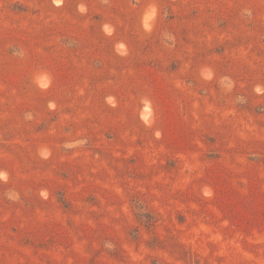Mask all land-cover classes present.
Returning a JSON list of instances; mask_svg holds the SVG:
<instances>
[{
    "label": "rangeland",
    "instance_id": "1",
    "mask_svg": "<svg viewBox=\"0 0 264 264\" xmlns=\"http://www.w3.org/2000/svg\"><path fill=\"white\" fill-rule=\"evenodd\" d=\"M0 264H264V0H0Z\"/></svg>",
    "mask_w": 264,
    "mask_h": 264
}]
</instances>
